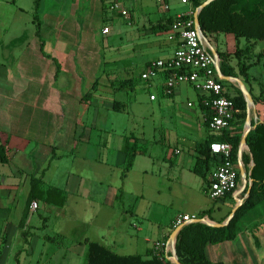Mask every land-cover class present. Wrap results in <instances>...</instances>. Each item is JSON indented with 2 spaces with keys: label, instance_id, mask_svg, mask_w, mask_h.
I'll return each instance as SVG.
<instances>
[{
  "label": "crops",
  "instance_id": "crops-1",
  "mask_svg": "<svg viewBox=\"0 0 264 264\" xmlns=\"http://www.w3.org/2000/svg\"><path fill=\"white\" fill-rule=\"evenodd\" d=\"M58 1L62 2L37 0L34 8L33 0H0V8L7 9L6 14L11 17L3 19L0 25V146L6 158L0 163V264H51L53 255L39 263L40 257L32 260L33 253L36 250L43 252L47 244H56L49 241V237L70 239L82 231L79 228H89V224L84 226L79 222L80 218L73 209L81 208L84 198L88 197L90 180L100 188V205L112 209L116 201L121 207H117L121 216L116 222L107 217L100 218L102 233L97 238H88L83 232L76 235L77 246L81 249L76 255L82 252L83 246L86 248L84 241H90L119 256L148 257L154 242L168 241L173 218L178 214L204 218L212 223L222 222L234 206L235 198L242 193L236 195L240 180L230 195L211 201L205 194V182H209L215 159L212 157L208 163L210 169L205 182L191 172L197 157L195 145L219 135L206 129V112L198 107L199 94L195 96L197 111H182L177 120L183 134L176 135L174 141L181 144V157L174 149L172 155L167 159L163 156L161 164L154 169V158L139 147L142 140L129 137L124 138L118 148V156L108 154L105 162L99 161L106 145L103 140L100 142V118L104 123L109 113L124 110L120 102L109 99L115 91L112 84H103L100 88V74L96 75L100 69L97 50L106 47L110 34L108 18L102 14L106 9L105 1L96 0L98 9L96 6L89 11L80 23L73 18V10L69 11L70 5L67 10V0L64 5ZM167 2L168 12H162L157 6L158 16L148 20L151 24L146 34L149 33L150 37L138 40V52L144 58L141 71L147 62L168 58L173 51L172 42L165 39L167 31H160L162 18L185 12L189 5L177 12L171 9L172 0ZM116 3L125 10L126 19L122 18L130 25L132 17L129 12ZM112 12L121 17L117 11ZM22 14H33L34 19L31 26L26 25L21 31L20 27L10 23L13 17ZM104 27L108 28L105 34L101 33ZM121 32L120 29L116 31ZM205 39L216 54L227 56L230 66L231 55L243 40H235L227 34ZM243 41L245 47L235 54V67L231 66L234 72L242 64L246 65L244 58L249 48L254 51L258 48L259 51L264 46L258 44L261 41ZM256 63L259 60L256 59ZM262 64L264 66L263 61ZM240 78L250 97L254 98L253 106H249L248 111L245 109V117L248 116L250 125H255L262 119L264 94L250 87L249 76L246 81ZM162 81L163 76L158 74L145 85L146 88H158L161 94ZM222 87L225 94H235L228 85ZM226 87L231 88V93ZM188 88L179 85L166 98L172 99L180 89L187 91ZM189 103L191 106L187 108L192 107ZM231 124L232 131L239 127L242 133L244 120L240 125L234 120ZM132 144L135 153L124 173V151ZM241 156L248 158L246 167H243L247 172L252 163L248 149H244ZM163 169L167 172L164 173ZM31 179L40 180L38 190H60L64 198L62 205L57 207L38 197L28 202ZM116 192L119 198L115 196ZM126 195L134 200L124 206ZM107 197H113V200ZM31 203L35 204L34 209L29 207ZM154 207L169 210L164 223L150 221ZM239 225L240 231L233 240L204 247L208 261L264 264V202L249 209L239 219ZM127 229L132 230V235L120 242L115 235H126ZM156 232H159V238L150 241ZM166 252L169 257L170 247Z\"/></svg>",
  "mask_w": 264,
  "mask_h": 264
},
{
  "label": "rangeland",
  "instance_id": "rangeland-1",
  "mask_svg": "<svg viewBox=\"0 0 264 264\" xmlns=\"http://www.w3.org/2000/svg\"><path fill=\"white\" fill-rule=\"evenodd\" d=\"M61 1L62 2L58 1L57 3H62V5H64L65 0ZM104 1L103 5L106 9L102 14L108 18L107 25L110 28V34L107 37L106 47L97 50L96 56H100V69L96 75L100 74L98 81L100 88H102L103 84H112L111 88L115 89V91L109 99L111 101L120 102L124 110L121 112L109 113L110 115L107 116L106 122L104 123L103 119L101 121L100 118V142L103 140L106 142V145L104 150L101 151L98 159L103 163L105 162V156L108 154L118 156L119 152L117 153V151L118 148L122 146L124 138H140L142 142L139 147L145 149L146 152L154 158L155 169L157 165L159 166L161 164V158L165 156L167 159L172 155L174 149L178 151L179 157L182 156L181 144L175 143L174 141L176 135L182 136L183 134V130L178 126L177 120L182 111H197L195 100L197 92L190 88H188L187 91L180 89L179 93L172 99L166 98L161 96L158 88H146L145 82L139 78L142 66L141 62L144 58L139 55L138 48L140 46H138V40H140L141 37H150L149 33L146 34V30L150 27L149 24H151V21L149 22L148 20L157 17L159 12L154 0H115L129 12L132 17V23L130 25H128L122 17L116 16L114 12H110L107 9L110 2H114V0ZM66 3L67 10L70 5L69 11L73 10V18L77 20L78 23L82 22L85 19L84 15L92 9H95L96 6L98 9L96 0H67ZM171 6V9L177 12H182L186 8V5L180 4L179 0H172ZM12 8L14 7L12 6ZM6 13L7 9H4L2 6L0 8V25L6 17L11 19ZM33 19V14H22L13 17L10 24L17 28L20 27L19 29L22 31L25 29L24 27H26V25L27 27L31 26ZM118 29L122 31L120 34L116 33ZM160 35L164 37L163 33ZM136 41L137 44H134ZM258 44L264 45L261 42H258ZM244 47V41L240 40L237 48L243 49ZM256 49L257 51H254L249 48L245 55L244 62L248 65L246 74L250 78V87H252L254 91L264 94V66L262 64L264 58L258 59L259 63H256L255 56L260 52L258 48ZM235 59V55L232 54L230 58L232 67H235L233 65ZM240 77L241 76L236 75L237 79ZM128 83L130 85H127ZM235 88L236 87H234V89ZM244 89L246 88L244 87ZM226 90L228 93H231V88L226 87ZM232 92H234L233 89ZM149 95L154 97L153 101L148 100ZM189 102L192 103L191 108L186 107V103ZM159 107L161 110H158ZM156 157L158 159H156ZM162 171H164V173L167 172L166 169ZM196 180L199 181L200 179ZM95 187L93 181L90 180L88 183V197L84 198L81 208L77 210L73 209L80 218L79 222L84 226L85 224H89V228L87 230H85L84 227V229L79 228L82 231L74 234L70 239L56 236V244H47L43 252H38L36 250V252L33 253L32 260H37L40 257L39 263H42L47 257L53 255L51 264H84L86 248L83 246L82 252L76 255V253L81 250L77 246V236H80V233L83 232L88 238H97L98 235L100 236L101 232L100 218L107 217V219L116 222V219L121 216L119 213L120 210L117 209L120 205L117 204L116 201H114L112 209L100 205V188ZM118 194L119 193L116 192L115 196L119 198ZM107 198L111 199L110 197ZM111 200H113V197ZM133 200V197L126 195L123 199L124 206H127ZM124 209L126 208L124 207ZM73 211L71 213H74ZM168 211L169 210L166 208L154 207L150 216V221L164 223L166 216L170 213ZM127 218H129L128 215ZM158 228L160 229V226ZM114 229H116V227H114ZM131 233L132 230L127 229L126 235L115 236L118 237L120 242H123L132 235ZM159 235V232L154 233L149 238L150 241L158 239ZM67 249L68 251H66ZM55 250L58 252L54 253ZM125 253L132 254L133 252L126 251Z\"/></svg>",
  "mask_w": 264,
  "mask_h": 264
},
{
  "label": "trees",
  "instance_id": "trees-1",
  "mask_svg": "<svg viewBox=\"0 0 264 264\" xmlns=\"http://www.w3.org/2000/svg\"><path fill=\"white\" fill-rule=\"evenodd\" d=\"M203 1L188 0V3L192 9H195ZM101 2L103 3V0ZM33 5L35 8L37 0H33ZM171 22V17H163L160 31H167ZM197 23L202 35L206 38L214 37L218 34H227L231 35L235 40L243 39L247 42L261 41L264 43V0H213L198 12ZM238 52L240 53L241 50L235 49L234 55ZM217 55L222 75L230 77L238 75L244 81L247 80L246 69L248 65H241L238 67L237 72H234L233 68L228 65L227 56L219 53ZM255 57L257 61L260 58H264V46ZM221 83L222 85H228L235 92L233 96L224 93V96L232 103L233 114L228 130L223 131L220 135L211 136L195 145L194 149L197 157L191 168V172L204 182L206 181L205 176L210 169L208 163L213 159L208 150V144L211 142L228 143L231 148L230 161L236 167V149L241 129L238 127L237 131H232L231 123L234 120V122H238V125H240L245 117V102L240 92L230 84L223 81ZM251 99L253 100L254 98ZM262 103V119L260 122L255 123L254 127L248 131L245 137V145L252 162L248 175L251 183L247 197L235 210L227 225L223 227L215 228L203 224H188L183 226L177 233L174 242V252L179 264H222L220 262L212 263L208 261L204 255V247L207 244L214 245L233 240L235 235L240 231L239 219L256 204L261 201L264 202V100H262ZM198 107L206 112V119L208 115L207 109L199 103ZM124 153L125 164L123 172L125 173L133 160L135 153L134 145L126 146ZM5 159L4 149L0 146V163H4ZM241 162L245 168L248 158L241 156ZM237 181L238 173L236 174V184ZM205 183L208 185L209 182L206 181ZM29 184L28 202L38 197L45 203L53 204L57 207L62 205L64 198L60 190L55 188H41L38 190V186L40 185L39 179H31ZM245 189L246 187L239 195V198H242ZM51 198L55 199L51 200ZM48 240L53 242L55 238L49 237ZM84 243L86 245L84 264H169L166 261L159 260L154 255L148 257L139 255L119 256L95 242L84 241Z\"/></svg>",
  "mask_w": 264,
  "mask_h": 264
},
{
  "label": "built area",
  "instance_id": "built-area-1",
  "mask_svg": "<svg viewBox=\"0 0 264 264\" xmlns=\"http://www.w3.org/2000/svg\"><path fill=\"white\" fill-rule=\"evenodd\" d=\"M155 4L164 13L168 12L167 0H154ZM180 4L189 5L188 0H179ZM107 9L117 11L121 17L126 15L116 2H111ZM190 5L187 10L171 17L172 22L167 29L165 39L173 44V51L168 58L155 59L147 62L139 74L140 80L148 82L158 74L163 76L161 95L170 96L174 88L179 85L188 86L199 94L198 103L207 109L208 115L204 118L206 129L213 134H221L228 130L233 114L230 100L224 96L221 80L215 73V62L206 46L199 40L193 27V13ZM104 27L101 33H107ZM153 101L152 95L148 96ZM187 107L191 104L187 103ZM208 150L216 161L210 173L209 183L205 194L211 201H216L227 194L230 195L236 188L237 170L230 161L231 148L226 142H211ZM31 209L35 204L31 203ZM195 217L178 214L173 218L172 230L178 226H185ZM168 242H154L150 255L161 261L172 264L167 256ZM164 251V252H163Z\"/></svg>",
  "mask_w": 264,
  "mask_h": 264
},
{
  "label": "water",
  "instance_id": "water-1",
  "mask_svg": "<svg viewBox=\"0 0 264 264\" xmlns=\"http://www.w3.org/2000/svg\"><path fill=\"white\" fill-rule=\"evenodd\" d=\"M211 1H213V0H204L197 8H195L194 13H193V27L197 33L199 40L206 46L210 55L214 59L215 73H216L218 79L225 82V83H230L237 88V90L240 92V94H241V96L245 102V109H246V111H248L249 106H251V107L253 106L252 99H251L249 93L247 92L246 89H244L242 82L239 79H237L236 77L224 76L220 73L219 60H218L217 54L210 47L207 40L202 35V33L199 29V26L197 23V14L204 6H206ZM253 127H254V125H250V121L248 119V116H246L244 119V127H243L242 133L239 137V141H238L237 149H236V167H237V171H238V177L240 180V187L237 190L236 195H238L240 192H242L244 190V188L246 187V189L244 191V196L242 198H235L234 206L231 208L228 215L226 216V218L222 222L212 223V222H210L204 218H195V219L191 220L190 222H188L186 225H188V224H203V225L211 226V227H215V228L223 227V226L227 225L229 220L232 218L235 210L243 203V201L245 200V198L247 197V195L249 193V187H250L251 182L247 176L249 175L252 163L250 164L249 168L247 169V172H244V168H243V165L241 163V155H242L243 150L247 149V147L245 145V137H246L248 131L250 129H252ZM181 228H182V226L175 227L170 232V234L168 236L167 242L170 246L169 259H170L172 264H179V262L177 261L175 252H174V242H175V237Z\"/></svg>",
  "mask_w": 264,
  "mask_h": 264
}]
</instances>
